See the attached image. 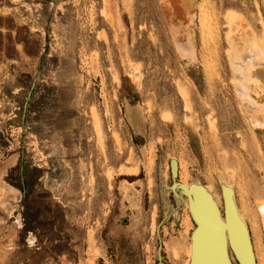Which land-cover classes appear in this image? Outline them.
<instances>
[{
    "label": "rangeland",
    "instance_id": "rangeland-1",
    "mask_svg": "<svg viewBox=\"0 0 264 264\" xmlns=\"http://www.w3.org/2000/svg\"><path fill=\"white\" fill-rule=\"evenodd\" d=\"M177 181L264 264V0H0V264H187Z\"/></svg>",
    "mask_w": 264,
    "mask_h": 264
},
{
    "label": "water",
    "instance_id": "water-1",
    "mask_svg": "<svg viewBox=\"0 0 264 264\" xmlns=\"http://www.w3.org/2000/svg\"><path fill=\"white\" fill-rule=\"evenodd\" d=\"M176 183L184 187L196 222L191 232L193 251L189 264H232L228 243L240 264H256L245 224L238 217L229 195H225L223 220L220 208L210 195L194 196L186 184Z\"/></svg>",
    "mask_w": 264,
    "mask_h": 264
},
{
    "label": "bare ground",
    "instance_id": "bare-ground-1",
    "mask_svg": "<svg viewBox=\"0 0 264 264\" xmlns=\"http://www.w3.org/2000/svg\"><path fill=\"white\" fill-rule=\"evenodd\" d=\"M17 47H19L18 49L21 50V49H20V46H17ZM22 53H23V52H22ZM96 128H97V131H98V133H99V135H100V132H101V131L99 132V126H98V123H97V122H96ZM114 137H115V136H114ZM116 137H117V136H116ZM133 170H134V169H133ZM133 173H136V172H133ZM131 174H132V172H131ZM187 185L189 186V183H188ZM212 198H213V196H212ZM213 200H214V202L216 203V201H215L214 198H213ZM189 203H190V202H189ZM260 204H261V203H260ZM261 209H262V211L264 212L263 207H262ZM236 213H237L238 217L240 218V220L243 221L242 216H241L240 213L238 212V207H237V209H236ZM263 217H264V216H263ZM222 219H225V217H224L223 214H222ZM189 238H190V245H189V260H188V263H187V264L190 263V259H191L192 251H193V249H192V238H191V234H190ZM227 250H228V256H229V259H230L231 263H232V264H235V263L233 262V260H232L231 257H233V258L235 259V261H236V255L234 254V252H233L232 248L230 247L229 243H228V245H227Z\"/></svg>",
    "mask_w": 264,
    "mask_h": 264
},
{
    "label": "flooded vegetation",
    "instance_id": "flooded-vegetation-1",
    "mask_svg": "<svg viewBox=\"0 0 264 264\" xmlns=\"http://www.w3.org/2000/svg\"><path fill=\"white\" fill-rule=\"evenodd\" d=\"M233 260H234V263L236 264V261H235V259L233 258Z\"/></svg>",
    "mask_w": 264,
    "mask_h": 264
}]
</instances>
